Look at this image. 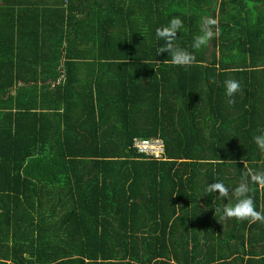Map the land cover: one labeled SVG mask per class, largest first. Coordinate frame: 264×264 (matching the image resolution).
Instances as JSON below:
<instances>
[{
	"label": "trees",
	"instance_id": "16d2710c",
	"mask_svg": "<svg viewBox=\"0 0 264 264\" xmlns=\"http://www.w3.org/2000/svg\"><path fill=\"white\" fill-rule=\"evenodd\" d=\"M173 17L193 66L157 54ZM262 133L264 0H0V264H264V223L205 191L264 171Z\"/></svg>",
	"mask_w": 264,
	"mask_h": 264
},
{
	"label": "clouds",
	"instance_id": "9594fccd",
	"mask_svg": "<svg viewBox=\"0 0 264 264\" xmlns=\"http://www.w3.org/2000/svg\"><path fill=\"white\" fill-rule=\"evenodd\" d=\"M184 27L183 21L179 17H173L170 22L163 27L156 29V37L164 41V46L158 49L157 54L167 53L170 56V63L176 66L190 67L197 63L196 55L177 43V33ZM220 31L218 20L208 17L203 22L202 34L194 38L192 47L196 50L206 46L214 37H218ZM215 83V79L212 80ZM228 103L234 104V96L242 90L241 83L236 79H227L224 81ZM160 140V139H159ZM254 141L261 151H264V133L255 136ZM135 149V148H134ZM249 180L252 184L264 189V171H254L246 167L242 181L234 189H230L222 181L213 182L206 187L207 193H218L220 197L227 198L230 193L235 197V203L226 204L223 208L224 218L248 221L249 224L264 223V207L257 210L255 200L250 193L253 189L249 186Z\"/></svg>",
	"mask_w": 264,
	"mask_h": 264
},
{
	"label": "built area",
	"instance_id": "2783aa9c",
	"mask_svg": "<svg viewBox=\"0 0 264 264\" xmlns=\"http://www.w3.org/2000/svg\"><path fill=\"white\" fill-rule=\"evenodd\" d=\"M133 146L139 154L152 156L156 159L160 158L164 149L163 142L157 138L135 140Z\"/></svg>",
	"mask_w": 264,
	"mask_h": 264
},
{
	"label": "rangeland",
	"instance_id": "374dc122",
	"mask_svg": "<svg viewBox=\"0 0 264 264\" xmlns=\"http://www.w3.org/2000/svg\"><path fill=\"white\" fill-rule=\"evenodd\" d=\"M163 154H164V149H163Z\"/></svg>",
	"mask_w": 264,
	"mask_h": 264
}]
</instances>
